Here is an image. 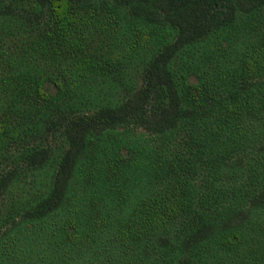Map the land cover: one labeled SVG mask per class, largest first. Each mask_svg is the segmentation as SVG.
Wrapping results in <instances>:
<instances>
[{
    "label": "trees",
    "instance_id": "16d2710c",
    "mask_svg": "<svg viewBox=\"0 0 264 264\" xmlns=\"http://www.w3.org/2000/svg\"><path fill=\"white\" fill-rule=\"evenodd\" d=\"M0 264H264V0H0Z\"/></svg>",
    "mask_w": 264,
    "mask_h": 264
}]
</instances>
